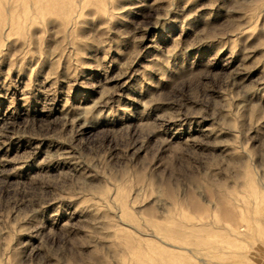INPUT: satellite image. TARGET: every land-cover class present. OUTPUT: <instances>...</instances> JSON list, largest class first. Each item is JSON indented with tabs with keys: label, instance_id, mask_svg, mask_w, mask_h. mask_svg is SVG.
I'll use <instances>...</instances> for the list:
<instances>
[{
	"label": "rangeland",
	"instance_id": "obj_1",
	"mask_svg": "<svg viewBox=\"0 0 264 264\" xmlns=\"http://www.w3.org/2000/svg\"><path fill=\"white\" fill-rule=\"evenodd\" d=\"M0 264H264V0H0Z\"/></svg>",
	"mask_w": 264,
	"mask_h": 264
}]
</instances>
